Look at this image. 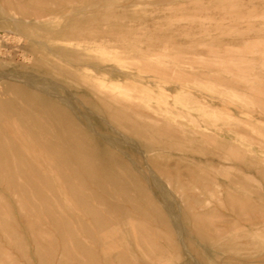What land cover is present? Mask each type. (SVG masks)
I'll return each instance as SVG.
<instances>
[{"label": "rangeland", "instance_id": "obj_1", "mask_svg": "<svg viewBox=\"0 0 264 264\" xmlns=\"http://www.w3.org/2000/svg\"><path fill=\"white\" fill-rule=\"evenodd\" d=\"M18 1L56 30L66 21L87 30L72 42L83 59L60 61L78 83L39 68L6 27L0 73L56 81L102 135L125 137L116 143L125 153L112 150L119 173L145 187L158 179L183 231L163 203L80 180L72 163L32 170L0 159V264H264V0ZM81 80L118 98L90 105ZM10 126L21 142L22 126Z\"/></svg>", "mask_w": 264, "mask_h": 264}, {"label": "bare ground", "instance_id": "obj_2", "mask_svg": "<svg viewBox=\"0 0 264 264\" xmlns=\"http://www.w3.org/2000/svg\"><path fill=\"white\" fill-rule=\"evenodd\" d=\"M0 2V27L7 28V30H5V37H7L8 34L11 35L7 37V40L11 39L16 42L25 40V42L21 41L24 43V46L23 44L21 45L23 46L21 50L29 54L32 62L33 58H31V56L35 57V63L39 68L42 67L48 71L47 74L49 75L53 72L59 73L60 75L72 79V83H78L77 78L73 79L75 76L69 71L70 68L62 66L60 61H71L69 60L70 58H73V60L81 59L79 55L76 53L74 54L73 48L76 43L72 44V42L75 40L79 41L86 36L87 30L72 29L69 23L67 24L68 21H64L65 23L61 28L56 30L51 22L42 21L43 19L41 18L46 16L42 12L33 10L23 12L21 3L18 0H13V6H11L7 0ZM85 39H87V37H85ZM67 42L69 43L68 45L65 44ZM84 60L90 62L89 64L87 63V66H91V64L95 62L91 57H85ZM95 60L97 59L95 58ZM96 69L112 71L116 76H127L130 74L128 72H123L122 70L124 69L120 70L118 67L97 65ZM82 70L87 72L83 67ZM25 75L27 77H24ZM39 76L34 73L30 74V72L20 74L19 72L2 71V73H0L1 161L9 163L11 159L15 157L18 159L17 162L22 169L32 170H40L43 163L52 165L53 167H61L66 163H72L75 167L76 177L80 180L89 178L92 183H102L105 179V181L114 186H122L126 190L136 194V198L138 199L154 198L157 202L163 203L164 209L169 215L170 223L179 234L182 233L183 230L180 226L181 222L179 223V219L173 214V207L168 205L169 203H166L167 200L170 201V199H167V194H165L166 191H163L161 185H159L158 179L150 176L152 178V185L149 183V186L151 185L152 188L149 186L148 188L145 187L142 182V178L146 180L145 177L141 178L134 173H130L128 176H122L119 173L118 167L121 166V161L114 158L112 150L125 153L123 148L116 146V143H118L120 139L125 140V137H117L111 133L106 136L102 135L97 128L100 123L96 119H93L90 114V116L85 112L78 114L76 111V101L73 100L71 96L63 95L59 91L56 81L54 83L50 78V80L48 78L47 80ZM25 83L28 85H24ZM80 83L84 86L90 85L89 88L92 90L93 94L84 97V100L89 102V104L93 103L92 99L94 97L100 100H103V98L106 100L109 99L110 101L118 98L117 95H108V98L105 97L104 90H102L100 86H97L96 83H87L83 80H81ZM96 116L97 114L95 117ZM103 119V121H105V118ZM16 121L24 129L20 137L21 142L15 139V132L13 133L10 126L11 123ZM136 143V146L139 145ZM34 151L39 155V159L30 157V152ZM50 155L54 156L55 159L40 160L42 156L50 157ZM92 169L99 170V173H92ZM136 171L138 172L139 170ZM151 173L153 174V172ZM149 179L150 178H148V180ZM105 202L109 204L108 201L105 200ZM150 213L157 219L164 220V217L159 214L157 207H151ZM185 233L186 232H184V234ZM181 240L179 242H182ZM183 244L184 243L181 245L183 246ZM184 248L185 247H183V250Z\"/></svg>", "mask_w": 264, "mask_h": 264}]
</instances>
